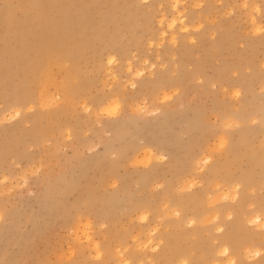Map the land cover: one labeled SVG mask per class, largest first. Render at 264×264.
Returning a JSON list of instances; mask_svg holds the SVG:
<instances>
[{
	"label": "rangeland",
	"instance_id": "rangeland-1",
	"mask_svg": "<svg viewBox=\"0 0 264 264\" xmlns=\"http://www.w3.org/2000/svg\"><path fill=\"white\" fill-rule=\"evenodd\" d=\"M263 195L264 0H0V264H260Z\"/></svg>",
	"mask_w": 264,
	"mask_h": 264
},
{
	"label": "bare ground",
	"instance_id": "bare-ground-1",
	"mask_svg": "<svg viewBox=\"0 0 264 264\" xmlns=\"http://www.w3.org/2000/svg\"><path fill=\"white\" fill-rule=\"evenodd\" d=\"M256 19L257 18H252V21H253V30L255 32H259L262 28L260 26L259 21L256 20ZM175 24H176V20L173 19L170 22L169 27H174ZM170 29H172V28H170ZM171 40H172V42H174L175 41L174 37ZM14 113L15 114H18V111L16 110ZM220 144L221 145L222 144L225 145V140L224 139H221L220 140ZM206 160L209 161L210 158L207 157ZM218 173H219L218 166H216V165L211 166V176L212 177H211V179H209V181H215V180H217ZM226 179H228V178L226 177ZM190 181H189V185H190V183L193 184L192 183V180H190ZM241 181H242L241 184L243 186H247V188H248L249 186H251V184L253 183L254 179L252 178L251 175L248 174L246 177H243L241 179ZM207 194H209V193H206L205 196ZM201 195H203V193H201ZM235 195H236V191L231 195V197L233 198V197H235ZM239 205H242V204H239ZM238 208H239V213H237V215H235L233 213L234 208L232 209V205H230V204L225 205V206L222 205V206H219V207H215L214 208L215 214L212 216V219L213 220H217V218H218L217 214H221L222 216H227L228 218L231 217V216H234V217L236 216V218L232 222H226L225 219H223L222 221L219 222V226L220 227L221 226H226V228H227L226 233L222 236V248L223 249L221 250V252H223L224 254H228L231 249L233 250L232 252L234 253L236 249H240L242 247V245H243V243L240 241V238L241 237H240V233H239L240 232L239 220H240L241 217L244 216L243 214H245L246 211H244V209L242 210V207L241 206H239ZM193 216H191V217H193ZM199 217H200V215L198 214L197 215V218H196L197 220L196 221L194 220L196 223L198 222ZM248 220L252 224L254 223V225L257 226V227H264V217H262L260 215L253 216V217L249 218ZM194 221L191 220L190 223H194ZM246 249H247L246 253L248 254L252 248L251 247H247ZM260 251L261 250H259V249L254 250V254L255 255H258L260 253ZM182 257L183 258L180 260V263L181 264H188L189 263V260H187V258L185 256H182ZM233 257L234 256H232V257H229L228 256L229 264H235ZM263 262H264V260H262L260 262V264H262ZM122 264H129V263H128V261L126 259H123L122 260Z\"/></svg>",
	"mask_w": 264,
	"mask_h": 264
}]
</instances>
